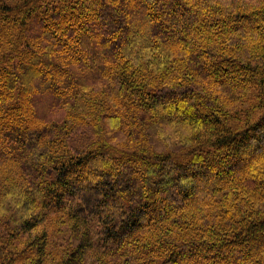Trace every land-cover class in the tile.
<instances>
[{"label":"trees","instance_id":"trees-1","mask_svg":"<svg viewBox=\"0 0 264 264\" xmlns=\"http://www.w3.org/2000/svg\"><path fill=\"white\" fill-rule=\"evenodd\" d=\"M0 264H264V0H0Z\"/></svg>","mask_w":264,"mask_h":264}]
</instances>
